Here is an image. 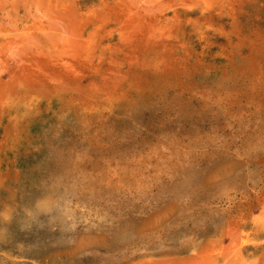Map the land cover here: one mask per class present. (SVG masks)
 <instances>
[{
  "label": "rangeland",
  "instance_id": "374dc122",
  "mask_svg": "<svg viewBox=\"0 0 264 264\" xmlns=\"http://www.w3.org/2000/svg\"><path fill=\"white\" fill-rule=\"evenodd\" d=\"M263 161L264 0H0V264H264Z\"/></svg>",
  "mask_w": 264,
  "mask_h": 264
},
{
  "label": "bare ground",
  "instance_id": "6f19581e",
  "mask_svg": "<svg viewBox=\"0 0 264 264\" xmlns=\"http://www.w3.org/2000/svg\"><path fill=\"white\" fill-rule=\"evenodd\" d=\"M247 92V91H246ZM239 96V95H238ZM237 96V97H238ZM246 96V95H245ZM262 96V95H261ZM236 97V96H235ZM259 98V97H258ZM241 99H242V97H241ZM261 99V98H260ZM262 99H263V97H262ZM103 118H105V117H103ZM105 121H106V119H105ZM58 122V121H57ZM252 154V153H251ZM247 156V155H246ZM259 161V160H258ZM261 162V161H260ZM264 162V161H263ZM243 163V162H242ZM249 163V162H248Z\"/></svg>",
  "mask_w": 264,
  "mask_h": 264
}]
</instances>
